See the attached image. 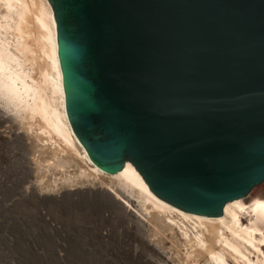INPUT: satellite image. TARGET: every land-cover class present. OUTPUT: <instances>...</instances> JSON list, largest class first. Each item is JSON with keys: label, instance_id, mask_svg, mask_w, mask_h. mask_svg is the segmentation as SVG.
Returning a JSON list of instances; mask_svg holds the SVG:
<instances>
[{"label": "water", "instance_id": "water-1", "mask_svg": "<svg viewBox=\"0 0 264 264\" xmlns=\"http://www.w3.org/2000/svg\"><path fill=\"white\" fill-rule=\"evenodd\" d=\"M66 115L109 173L210 217L264 183V0H48Z\"/></svg>", "mask_w": 264, "mask_h": 264}, {"label": "bare ground", "instance_id": "bare-ground-1", "mask_svg": "<svg viewBox=\"0 0 264 264\" xmlns=\"http://www.w3.org/2000/svg\"><path fill=\"white\" fill-rule=\"evenodd\" d=\"M55 29L48 0H0V139L23 152L10 175L21 184L5 182L8 192L21 194L4 203L8 220L0 211V239L13 245L18 229L28 243L11 249L34 250L31 240L66 237L75 239L74 249L117 248L142 255L145 264H264V189L205 217L162 202L130 161L109 173L90 160L66 115ZM67 201L98 204L107 222H90L73 238L48 210ZM149 250L162 261L149 259Z\"/></svg>", "mask_w": 264, "mask_h": 264}, {"label": "rangeland", "instance_id": "rangeland-1", "mask_svg": "<svg viewBox=\"0 0 264 264\" xmlns=\"http://www.w3.org/2000/svg\"><path fill=\"white\" fill-rule=\"evenodd\" d=\"M22 153H23L22 149L20 150L16 144L15 146H13V145L7 144L3 139H0V209H1L0 211H1V214L5 216L4 219H6V217L8 218L10 217V212H7L4 209V203L6 201H9L12 198L19 197V195L21 194L20 188L14 189V191H11L12 193H10V190L8 192L6 188L7 186L6 183H9V182L12 183L13 181H15L21 184V180H19L17 176L11 177L10 175H11V170L13 169V166L16 165L14 162H19V163L23 162V158H21L23 156ZM19 158L20 160L21 159L22 160L20 161ZM7 175H8V178H7ZM261 189H264V183L258 188H254L252 191H255V190L259 191ZM17 190L19 193L17 192ZM48 210L50 211L49 213L52 214V216L56 220L64 224L65 228L67 229V232H70L69 235L72 234L73 238L75 235L82 236V233H84L83 232L84 228L90 222H91L90 224H96L99 222L101 223L102 221H104L102 224H105L107 222L105 218L104 219L102 218L103 216V212L101 211L102 208L96 203L90 204L86 201L85 202L84 201H78V202L67 201V202L61 203L60 206L58 207L57 206H52L51 208L49 207ZM104 214H107V213H104ZM115 225L116 224H113L111 226L113 227ZM108 227L110 228V226H104V228H108ZM121 229L122 227L118 225L115 226V232L117 231L118 233L120 231V233L122 234ZM16 230H15V233L18 234L17 236L19 239L13 241L12 244L20 245V246L27 244L28 241L25 239H22L24 234L21 233L18 229ZM65 234L67 233L65 232ZM60 240H58L57 242L54 239H47V237H44L39 242H33V240H31L29 242L33 244L35 243L34 246L36 247V249L21 250L17 248L11 249L13 245L10 244L11 243L10 239H5V238L4 240L0 239V264H120V263L121 264H145V261L142 255L137 254L134 256V254H130L126 251H121L120 249L118 250L117 248L107 250L105 247H102L100 250H97V251H94V250L82 251L81 249H74V246L76 245L75 239H69L66 237L65 238L62 237ZM164 240L167 246H170V244L172 243L171 237L169 239L168 237H165ZM57 243L65 244L68 247V249L60 250L61 252L59 251L58 253V251L53 249L57 247ZM94 244H92L91 242L90 245H88V247L94 248L95 247ZM138 245H140L139 242L134 243L133 248H137ZM146 253L145 255H147L148 258L151 260H158L160 262L163 259L160 257V260H159V258L155 255L156 253H154L153 251L150 252L149 250Z\"/></svg>", "mask_w": 264, "mask_h": 264}]
</instances>
